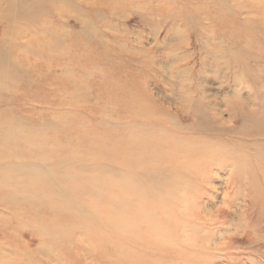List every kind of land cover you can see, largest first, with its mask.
<instances>
[{"label": "rangeland", "instance_id": "1", "mask_svg": "<svg viewBox=\"0 0 264 264\" xmlns=\"http://www.w3.org/2000/svg\"><path fill=\"white\" fill-rule=\"evenodd\" d=\"M25 4L41 11L36 21L21 23L22 4L0 0V264H264V0ZM220 41L244 65L233 68L238 57L226 55L231 70L219 67L210 51ZM235 94L260 115L228 123ZM188 96L211 105L226 128L184 115ZM151 100L176 119L168 124ZM192 133L209 135L201 144L214 150L228 137L223 147L244 175L229 190L220 179L209 185L215 222L227 202L225 221L246 232L226 248L219 223L189 232L193 249L178 247L182 214L161 213L202 157L182 160ZM163 177L168 187L147 195ZM210 240L203 253L215 261L191 260Z\"/></svg>", "mask_w": 264, "mask_h": 264}, {"label": "bare ground", "instance_id": "2", "mask_svg": "<svg viewBox=\"0 0 264 264\" xmlns=\"http://www.w3.org/2000/svg\"><path fill=\"white\" fill-rule=\"evenodd\" d=\"M20 2L22 4L21 8L14 10L15 12V18L21 19V23L23 20H28L30 23L33 21H36L38 18V13L41 11L36 9L35 7H29L28 5L25 4V0H11V5H16L17 3ZM215 4V3H214ZM239 4V3H238ZM15 8V6H14ZM13 8V9H14ZM12 23V22H11ZM6 30V29H5ZM9 37V36H8ZM58 38V37H56ZM16 42L12 40H5V45L7 46L10 44V46L14 45ZM228 44L224 42H217L215 44L214 50L210 51V54L212 55L213 59L216 61V64L219 67H225L227 70H231V66L223 62V58L225 59L226 55H230L229 57H232L234 59L235 53L232 54L230 49L226 47ZM57 43L55 45L51 44V51L53 53H57ZM16 49V48H15ZM200 51H204L203 48ZM244 54V53H243ZM126 55V54H124ZM237 56V55H236ZM238 57V56H237ZM240 57V58H239ZM236 59H234V64L233 68L236 67V65H244V61L242 62V55H239ZM135 58V57H134ZM137 59V58H135ZM142 61L141 59H137ZM223 62V63H222ZM145 71V67L142 68ZM238 86V85H237ZM146 93V92H145ZM147 95V94H146ZM148 97V96H147ZM188 98V103L186 106L182 107V112L184 115L190 118L196 119L201 125H204L208 128H220L223 129L224 127L226 128V123L220 121L218 119V114L213 113L211 109L209 108L211 105L204 103L201 100H193V98H190V96L186 97ZM259 101V100H257ZM150 104H152L153 107L156 109H164V113L168 119L167 123L169 124V121H173L176 119V116H173L168 109L162 107L161 105L155 104L152 100L150 101ZM264 105V104H263ZM140 106V105H139ZM226 111L228 113L229 117V122L231 123L232 121L235 122V119H237V122H247L246 116L245 115H260V110L258 109H253L249 108L247 106V103L245 101H242L239 99L238 95L235 94L231 99L228 100V102L225 103ZM239 109V112H238ZM244 116H242V114ZM141 115V109L140 107H133L132 108V117L134 119L139 118ZM169 115V116H168ZM170 117H172L170 119ZM264 129V124L262 125ZM229 133L233 131V128H227ZM205 134V133H204ZM212 138V137H211ZM222 138V139H221ZM218 137V139L221 141L222 145L218 146L216 150L210 148L208 145L201 144V141L204 139H210L209 135H202V134H190L189 135V140L186 144H182V160H187L190 156H194L193 154H200L202 157L197 158L196 162L197 164L194 167H189L185 169L184 177H182V196H178L175 198V201L167 202V203H162L161 204V213L163 214H168L170 213L171 215L174 214H182V232L180 234V243H178V247L184 248V249H189L192 248V245L188 242L190 239V234L193 229L195 228H210L212 224L216 223L215 221V216L213 214L212 210L206 209L207 203L208 204H213L214 197L212 193V189L214 187L209 186L213 180H223L224 187H226V190H229L231 186L232 181H239L240 185L243 183L242 178H244V175L242 174L241 168L234 163V155H231V153H228L226 149L224 148L225 145L230 144L231 140L228 137ZM199 143V144H198ZM224 146V147H223ZM197 149V151H194V149ZM228 167V178H224L223 175L220 173L224 171V169ZM163 183L154 187H150L147 190V195L149 196H156L159 195L164 191V189L167 186V179L163 177ZM222 182V181H221ZM220 184V182H219ZM189 185H192V190L189 192L187 190V187ZM209 186L208 188L206 186ZM218 187V186H217ZM242 186L238 187V197H240L243 201H246V198L249 197L245 191L241 188ZM186 188V189H185ZM189 189V188H188ZM203 189V192H205L202 197L200 194V190ZM215 189V188H214ZM217 189V188H216ZM215 189V190H216ZM222 189V188H221ZM219 191V190H217ZM221 191V190H220ZM141 192V190H139ZM225 198L227 199L229 197L228 192L223 193ZM17 197V196H16ZM54 201V200H53ZM224 203L226 200H223ZM9 202V201H8ZM223 203V204H224ZM217 207V206H216ZM217 212H226L224 216L223 222H217L219 223V236H221V242L219 245L225 246V248L229 245L234 244V239L236 237V234L240 231L241 239H245L246 237V232L244 230H239L241 227H236V224H234L231 220L230 221H225V218L227 217L228 214L231 213L230 207H227V202L226 206L222 205V207H217L216 208ZM3 214V213H2ZM8 214V213H7ZM221 214V213H220ZM83 215V214H82ZM148 223V222H147ZM216 223V224H217ZM148 230L152 231L153 229L151 226L149 227L148 224ZM19 231V230H18ZM166 233V232H165ZM211 234H206L204 235L206 238L207 236H215L214 232H210ZM171 236V235H170ZM201 238V239H202ZM207 239V238H206ZM223 240V241H222ZM13 241V240H12ZM211 241V244H207L203 246L202 249L199 251V256L197 258L191 259L195 260L197 262L202 261V262H211V257L212 254H205L203 252L208 251V250H213L211 246L213 245V241ZM61 243V242H60ZM215 244V242H214ZM216 245V244H215ZM193 249V248H192ZM203 253V254H202ZM30 254V253H29ZM216 257V256H214ZM212 261H215L214 258ZM213 263V262H212ZM10 264V263H9Z\"/></svg>", "mask_w": 264, "mask_h": 264}]
</instances>
